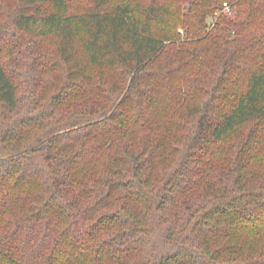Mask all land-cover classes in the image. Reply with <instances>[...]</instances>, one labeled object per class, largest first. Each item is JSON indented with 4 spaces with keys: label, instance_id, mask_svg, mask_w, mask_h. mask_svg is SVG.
I'll list each match as a JSON object with an SVG mask.
<instances>
[{
    "label": "trees",
    "instance_id": "trees-1",
    "mask_svg": "<svg viewBox=\"0 0 264 264\" xmlns=\"http://www.w3.org/2000/svg\"><path fill=\"white\" fill-rule=\"evenodd\" d=\"M3 16L0 264H264V0Z\"/></svg>",
    "mask_w": 264,
    "mask_h": 264
},
{
    "label": "rangeland",
    "instance_id": "rangeland-1",
    "mask_svg": "<svg viewBox=\"0 0 264 264\" xmlns=\"http://www.w3.org/2000/svg\"><path fill=\"white\" fill-rule=\"evenodd\" d=\"M14 1L15 0H5V1H1V6L2 7H4V6H6V7H8L9 9L13 6V3H14ZM225 4V3H224ZM230 4V3H229ZM230 7H231V9H230V11H225L224 12V15H226V16H228L229 18H234L235 17V15H236V5L235 4H230L229 5ZM4 9V11L6 12V10H5V8H3ZM216 18L214 17V18H211L209 21H208V24H209V27H211L215 22H216ZM6 23V18L3 16V17H1L0 18V24H5ZM181 33H182V31H181ZM29 38V39H28ZM6 39H11V36H7L6 37ZM35 38H32V37H27L26 39H25V44H24V47L22 48V49H27V48H29V49H31L32 47H33V42H31V43H28L29 42V40L31 41V40H34ZM37 40V39H36ZM36 40H34V41H36ZM26 43H27V45H26ZM28 49V50H29ZM28 50L26 51L27 52V56L26 57H24V58H22V60L24 61L25 60V62L24 63H19L21 66H23L24 64H28V63H30L31 62V60H33V55L32 54H30L29 52H28ZM4 57H3V60L4 61H7V58H8V56H7V58L5 57L6 55H3ZM6 58V59H5Z\"/></svg>",
    "mask_w": 264,
    "mask_h": 264
},
{
    "label": "built area",
    "instance_id": "built-area-1",
    "mask_svg": "<svg viewBox=\"0 0 264 264\" xmlns=\"http://www.w3.org/2000/svg\"><path fill=\"white\" fill-rule=\"evenodd\" d=\"M230 9L231 7L227 3L223 4V12L230 11Z\"/></svg>",
    "mask_w": 264,
    "mask_h": 264
}]
</instances>
